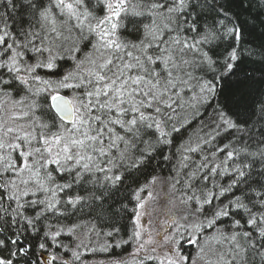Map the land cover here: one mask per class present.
Segmentation results:
<instances>
[{
    "label": "snow or ice",
    "instance_id": "1",
    "mask_svg": "<svg viewBox=\"0 0 264 264\" xmlns=\"http://www.w3.org/2000/svg\"><path fill=\"white\" fill-rule=\"evenodd\" d=\"M0 264H264V0H0Z\"/></svg>",
    "mask_w": 264,
    "mask_h": 264
},
{
    "label": "trees",
    "instance_id": "2",
    "mask_svg": "<svg viewBox=\"0 0 264 264\" xmlns=\"http://www.w3.org/2000/svg\"><path fill=\"white\" fill-rule=\"evenodd\" d=\"M253 39H255V36H253ZM257 43H259V41H257ZM196 125L194 124L193 125V129H195ZM153 174H160V175H167L168 174V171H167V168H164L163 171H158L157 173H153ZM141 182H143V180L141 179ZM125 224H127V221H125ZM65 239V242H68L67 238H64ZM132 249V245H126L124 246V249L121 250V249H117L115 250L116 253L120 256H126L127 253L130 252V250ZM104 254H99V256L97 258H100L101 256H103ZM89 258H91L90 254H89Z\"/></svg>",
    "mask_w": 264,
    "mask_h": 264
},
{
    "label": "rangeland",
    "instance_id": "3",
    "mask_svg": "<svg viewBox=\"0 0 264 264\" xmlns=\"http://www.w3.org/2000/svg\"><path fill=\"white\" fill-rule=\"evenodd\" d=\"M145 223H147V218H145ZM83 251V249H81ZM132 251V249L130 250V252Z\"/></svg>",
    "mask_w": 264,
    "mask_h": 264
}]
</instances>
